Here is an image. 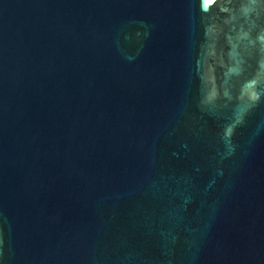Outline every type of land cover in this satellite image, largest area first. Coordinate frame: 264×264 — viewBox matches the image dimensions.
Here are the masks:
<instances>
[{
	"label": "water",
	"instance_id": "obj_1",
	"mask_svg": "<svg viewBox=\"0 0 264 264\" xmlns=\"http://www.w3.org/2000/svg\"><path fill=\"white\" fill-rule=\"evenodd\" d=\"M0 264H264V0H0Z\"/></svg>",
	"mask_w": 264,
	"mask_h": 264
}]
</instances>
